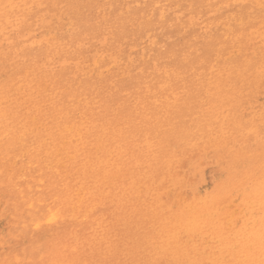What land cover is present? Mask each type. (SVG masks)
Instances as JSON below:
<instances>
[{
	"label": "rangeland",
	"instance_id": "374dc122",
	"mask_svg": "<svg viewBox=\"0 0 264 264\" xmlns=\"http://www.w3.org/2000/svg\"><path fill=\"white\" fill-rule=\"evenodd\" d=\"M148 1L0 0V264H264V0Z\"/></svg>",
	"mask_w": 264,
	"mask_h": 264
},
{
	"label": "bare ground",
	"instance_id": "6f19581e",
	"mask_svg": "<svg viewBox=\"0 0 264 264\" xmlns=\"http://www.w3.org/2000/svg\"><path fill=\"white\" fill-rule=\"evenodd\" d=\"M110 1H112V0H110ZM126 1V0H125ZM147 2H149L148 0H146ZM32 2V1H31ZM53 2V1H52ZM258 2H260V1H258ZM96 3V2H95ZM95 3H94V5H92V6H95ZM103 3V2H102ZM125 3V2H124ZM37 4H38V2H37ZM109 4H110V2H109ZM14 5V4H13ZM35 5V4H34ZM111 5V4H110ZM36 6V5H35ZM34 6V7H35ZM42 6H43V4H42ZM41 6V7H42ZM97 6V5H96ZM115 6H117V4L115 5ZM27 7V6H26ZM39 7V6H38ZM54 7V6H53ZM16 8V7H15ZM36 8V7H35ZM40 8V7H39ZM90 8V7H89ZM131 8H132V6H131ZM12 9H14V8H12ZM27 9V8H26ZM30 9V8H29ZM8 10H10L11 11V8L10 9H8ZM75 10V9H74ZM91 10V9H90ZM132 10V9H131ZM164 9H161V11H158V13L159 14H162V13H164V11H163ZM51 11V10H50ZM89 11V10H88ZM25 12H26V10H25ZM114 12V11H113ZM27 13V12H26ZM89 13V12H88ZM60 14V13H59ZM81 14H86V13H81ZM114 14V13H113ZM52 15V14H51ZM90 15V14H89ZM165 15V14H164ZM38 16H39V14H38ZM55 16V15H54ZM82 16V15H81ZM118 16V15H117ZM56 18H57V16H55ZM79 17V16H78ZM84 19H85V17H83ZM161 18V17H160ZM80 19H82L81 17H80ZM80 19H78V20H80ZM115 19V18H114ZM70 20V19H69ZM68 20V21H69ZM162 20V19H161ZM87 21V20H86ZM90 22V20L88 21V23ZM70 23V22H69ZM83 23V22H82ZM71 24H72V22H71ZM75 25H77V23H74ZM79 25V24H78ZM89 25V24H88ZM10 26V25H9ZM108 26V25H107ZM83 27H85V26H83ZM90 27V26H89ZM88 27V28H89ZM91 27H92V24H91ZM108 27H110V26H108ZM32 28V27H31ZM157 28V27H156ZM85 29H86V27H85ZM91 29V28H90ZM109 28H107V30H108ZM12 30V29H11ZM76 30V29H75ZM87 30H89V29H86V32H87ZM105 30H106V27H105ZM24 32V31H23ZM73 32H75V31H73ZM11 33H12V31H11ZM15 33V32H14ZM25 33V32H24ZM83 33V32H82ZM88 33V32H87ZM15 37V36H14ZM106 42V41H105ZM37 51V50H36ZM38 52V51H37ZM21 57V56H20ZM36 57H37V55H36ZM36 59V58H35ZM99 62V61H98ZM94 64V63H93ZM98 64V63H97ZM92 68H94V67H92ZM70 83V82H69ZM71 84V83H70ZM69 85V84H68Z\"/></svg>",
	"mask_w": 264,
	"mask_h": 264
}]
</instances>
